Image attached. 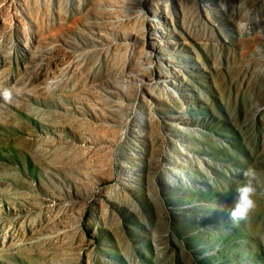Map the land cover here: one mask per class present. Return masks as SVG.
Wrapping results in <instances>:
<instances>
[{
	"label": "rangeland",
	"instance_id": "1",
	"mask_svg": "<svg viewBox=\"0 0 264 264\" xmlns=\"http://www.w3.org/2000/svg\"><path fill=\"white\" fill-rule=\"evenodd\" d=\"M4 89L0 264H264V0H0Z\"/></svg>",
	"mask_w": 264,
	"mask_h": 264
},
{
	"label": "clouds",
	"instance_id": "2",
	"mask_svg": "<svg viewBox=\"0 0 264 264\" xmlns=\"http://www.w3.org/2000/svg\"><path fill=\"white\" fill-rule=\"evenodd\" d=\"M12 91L4 89L0 92V98L6 102H11ZM244 183L236 188L234 197V207L227 212L228 219L234 225L249 223L255 210L257 209L256 195L258 188L264 187V175L254 167L249 166L243 171ZM216 206H214L215 210ZM223 210V209H220Z\"/></svg>",
	"mask_w": 264,
	"mask_h": 264
}]
</instances>
